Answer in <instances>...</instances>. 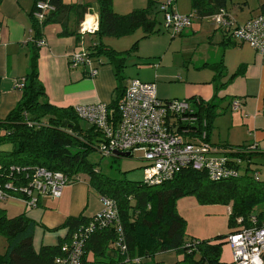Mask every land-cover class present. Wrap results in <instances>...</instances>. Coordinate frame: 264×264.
Returning a JSON list of instances; mask_svg holds the SVG:
<instances>
[{"label": "trees", "instance_id": "trees-1", "mask_svg": "<svg viewBox=\"0 0 264 264\" xmlns=\"http://www.w3.org/2000/svg\"><path fill=\"white\" fill-rule=\"evenodd\" d=\"M226 1L190 0L191 10L198 18L211 17L225 9ZM39 2L48 3L54 8L41 23L33 17ZM162 4L158 0H147L145 8L120 15L113 10V0H96L98 26L93 34L99 40L102 37H126L138 29L142 31V38L157 34L160 29L156 25L161 24L164 18L160 10ZM88 10L87 5H64L61 0H34L30 13L33 35L29 44L33 52L29 71L22 80L19 102L5 119H0V145L7 142L12 144L10 151L0 150L1 184L27 187L37 167L60 171L71 177L88 175L89 184L95 192L116 203L118 221L104 226L98 224L89 233L83 244L81 264H130L134 258H139L141 264H158L148 260L159 252L169 251L181 256L173 264H223L220 262L221 248L230 233L251 227L252 216L256 218L257 226L264 224V183L255 178L257 172L251 167L254 158L264 157V154H257L258 148H252V145L225 146V150H229L227 156L243 163L237 177L223 181H211L204 171L190 167L161 185L144 184L142 180L111 179L95 171L87 155L97 151L101 134L88 124V129L80 128L81 120L75 115L74 107H59L47 100L37 74L35 51L36 41L42 37L45 26L61 20L64 14L71 11L76 24H81ZM158 14L163 15L162 21L158 20ZM68 32L75 35L77 40L82 35L80 27ZM225 38L227 41L231 39L227 34ZM138 42L135 41L125 52H116L99 43L89 54L106 57L114 66L115 77L121 84L120 72L126 66L127 57L137 51ZM223 46H227L225 40ZM213 67L219 75L222 74L221 64ZM122 92V86H118L116 99L108 105L114 115ZM215 98L210 102L194 97L186 100L190 105L186 116L191 117L192 121L180 123L173 120L168 130L183 135L186 140L202 137L209 142L212 121L219 108ZM9 195L26 200L22 194L9 192ZM186 195H194L200 203H230V232L223 238L187 241L185 220L175 209L176 200ZM257 206H263L262 210L254 211ZM94 216L69 218L63 225L68 231L64 240L55 246H42L35 251L32 243L35 223L24 214L8 218L5 211L0 209V235L7 240L6 250L0 254V264H54L55 259L62 255V244ZM119 236L123 240V250L116 245ZM89 255L92 260L88 259Z\"/></svg>", "mask_w": 264, "mask_h": 264}, {"label": "crops", "instance_id": "crops-1", "mask_svg": "<svg viewBox=\"0 0 264 264\" xmlns=\"http://www.w3.org/2000/svg\"><path fill=\"white\" fill-rule=\"evenodd\" d=\"M61 1L64 5H87L89 10L80 22L82 26L76 24L74 13L71 11L69 14H64L61 20L48 24L42 30L45 46L36 47L35 49L36 67L38 78L45 89L48 101L59 107H75L97 103L111 104L117 97V87L122 86L123 89L130 80L125 77L124 71L128 59L131 58L134 66H152L150 72L138 69L141 78L136 79L155 84L157 97L161 100L186 101L194 97L204 102H210L216 97L214 101L218 102L220 108L225 111L232 110L230 108L231 102L237 100L240 103L239 108L235 111L232 110L234 115L231 118V123L239 124L242 130L243 141L241 145H252V148H258L257 154H264V57L256 53L250 45L232 38L227 41L225 38L226 33L215 23L213 25L205 19L206 17L198 18L193 14L191 23L180 34L181 40L178 42H174L176 40L168 41L164 53L158 51L149 54L146 58L139 55L137 49L134 54L128 56L126 66L120 72L121 84L118 83L115 77L114 66L104 56H91L92 60L95 61L94 66L98 69V74L94 78H90L86 74L87 68H71L69 65L68 57L73 52L80 51L82 35L77 40L75 35L68 31L78 30L79 27L89 24L93 25L96 30L98 10L96 9L93 12L90 0ZM33 3L34 0H0L1 120L5 119L19 102L21 90L16 89L15 85L17 82L22 81L29 71L33 52V47L29 44L33 35L30 16ZM263 5L264 0H227L224 10L235 26L242 25L250 18L263 14ZM113 8L116 10L115 2H113ZM191 13L190 4L187 15ZM224 40L227 44L225 47L223 46ZM173 43H180V49L183 48L185 53L182 54L183 56L189 53L188 61L191 64V69L187 66L177 68L178 75L176 76L169 74L163 64L165 52L169 50ZM102 44L105 45L104 42ZM96 45L91 46L89 52ZM105 46L116 52H125L132 45L128 50L122 51L108 44ZM154 59L159 61L157 62ZM184 63L187 64L186 59ZM217 64H221V75L213 67ZM183 69H185L184 72ZM217 75L219 76L217 77ZM172 83L183 84L182 91L171 92L168 84ZM235 143L240 142L231 140L229 135L228 140L225 141V146H241ZM228 151L225 150V153H228ZM125 159L127 158H120L118 162L121 173L124 179L135 181L133 180L135 178L133 177L135 176L133 171L136 169L141 170L140 158L137 159L140 165L132 164ZM92 193L101 203L100 195L90 186L89 180L79 178L78 181L63 188L60 198L55 200L39 199L36 208H30L20 199L8 197L3 201L9 198L19 201L14 200L7 204H0V209L5 211L8 218L24 214L35 223L36 229H34L32 243L33 249L38 251L42 246H55L66 238L68 231L63 225L69 218L81 216L91 218L99 213L96 212V207L90 201V194ZM229 232L228 229L226 234ZM88 259L92 260L91 255L88 256ZM180 259V255H177L174 251H169L159 252L148 261L158 264H173ZM220 262L232 264V262L223 260L221 254Z\"/></svg>", "mask_w": 264, "mask_h": 264}, {"label": "built area", "instance_id": "built-area-1", "mask_svg": "<svg viewBox=\"0 0 264 264\" xmlns=\"http://www.w3.org/2000/svg\"><path fill=\"white\" fill-rule=\"evenodd\" d=\"M175 0H169L160 5L164 14L163 26L172 36L180 35L193 18V13L181 15L174 9ZM37 11L33 17L41 23L46 14L54 10L45 2L36 5ZM215 24L228 36L241 43H247L260 56L264 57V14L250 18L242 25H233L226 11L222 9L211 16ZM82 26V24H81ZM93 25L80 28V33H93ZM45 46L41 37L36 41V47ZM71 68H87V76L94 78L98 69L94 66L91 55L87 50L73 52L69 57ZM16 89L23 88V82L15 85ZM239 102L233 100L231 109L238 110ZM190 105L186 101L161 100L157 97L153 83L139 79L128 80L119 98L116 115L104 103L78 105L74 113L79 120L86 122L101 134L97 151L103 157H115V153L140 152L142 181L148 185H161L172 180L185 168L204 171L211 181H223L235 178L240 173L241 160L230 158L225 151L203 140L202 137L186 140L183 135L168 130L173 118L185 123L192 121L186 116ZM257 178V173L254 174ZM79 180L78 176H69L60 171H51L37 167L31 183L24 188L13 187L8 183L1 184L0 199L10 197L9 192L22 194L24 202L35 207L42 195L54 199L60 198L65 186ZM35 194L37 197L35 198ZM103 210L97 213L86 225L79 227L61 246L62 255L57 257L54 264H81L83 244L96 225L104 226L118 221L116 203L107 197L100 196ZM252 226L241 228L226 237L232 253V264H264V224L257 226L256 218H251ZM120 232V227H117ZM117 247L124 249L122 237L116 241ZM130 264H141L139 258H134Z\"/></svg>", "mask_w": 264, "mask_h": 264}, {"label": "rangeland", "instance_id": "rangeland-1", "mask_svg": "<svg viewBox=\"0 0 264 264\" xmlns=\"http://www.w3.org/2000/svg\"><path fill=\"white\" fill-rule=\"evenodd\" d=\"M169 0H160L161 3H167ZM92 2L91 9L93 12L97 9L96 0H90ZM116 10L113 8L114 12L120 15H124L132 12L136 9L145 8L147 5V0H114ZM174 9L181 15H187L190 9V0H176L174 2ZM189 15V14H188ZM162 14H158V20L162 19ZM211 24L214 25L213 17H206ZM204 19V21H206ZM216 25V24H215ZM157 28H160L159 33L151 35L146 38H142L141 29L136 30L133 34L126 36L121 39L102 37L99 40L93 33H83L81 38V49L90 50L91 46L104 42L105 45H111L113 48H118L117 50H128L130 46L139 39L137 49L139 50V55L146 57L149 54L156 53L161 51L164 53L165 49L168 46V41L178 42L181 40L180 35L172 36L169 32H166L163 24H157ZM180 43H173L169 50L165 52V57L163 60L165 70H168L169 74L178 75L176 69L177 68H187L191 69V64L188 61L189 53L186 56H183L184 50L180 49ZM89 52V51H88ZM186 59L187 64L184 63ZM146 60V59H145ZM157 62L159 60L154 59ZM95 61H93L94 63ZM97 62V61H96ZM142 62V61H140ZM144 62V61H143ZM99 63V62H98ZM131 58L128 59L127 67L124 71L125 77L127 79H136L141 78L138 69L150 72L152 66L149 65H141L134 66ZM185 66V67H184ZM183 72L185 69L182 70ZM138 72V73H137ZM171 92H181L183 89V84L172 83L168 84ZM217 109V116L212 121V128L209 134V142L211 144H215L219 148H221L222 152L225 151V141L228 140L229 135L230 139L234 140L235 144H242L243 134L240 129L239 124H232L231 118L234 115V112L230 109L224 110L222 108ZM231 108V107H230ZM173 118L171 119V123L173 122ZM80 128L88 129L89 126L86 122L80 121ZM12 148V144L7 142L5 144L0 145L1 151H10ZM142 155L140 152H134L128 160L132 164H139L137 161ZM87 160L90 164L93 165L94 170L100 172L102 175L107 176L111 179H123L124 176L121 173V167L118 162L120 159L115 157H103L99 152L92 151L87 155ZM122 160V159H121ZM251 167L254 171L257 172V176L260 182L264 183V157L254 158L253 164ZM244 169V168H243ZM243 171V170H242ZM135 177L133 180L140 182L142 180V171L140 169H136L133 171ZM81 180H89V176L86 174L80 175ZM91 195V203L96 207V212H101L103 210L102 204L99 202V199L92 193ZM37 194H35V198ZM50 199L55 200L53 197L49 195H42L40 199ZM19 201L13 198L6 199V201L0 199V204H7L12 201ZM23 203V202H22ZM24 204V203H23ZM38 205V204H37ZM37 205L34 207L36 208ZM230 203H200L198 199L194 195H186L182 198H179L175 202V209L180 217L185 220V239L187 241H196L198 238L207 239H215V237H222L226 235L228 231V218L230 212ZM29 208V207H28ZM32 208V207H30ZM263 206L255 207L254 211H261ZM15 212V211H12ZM16 214V213H12ZM36 229V228H35ZM218 238V239H222ZM36 238V242H37ZM7 244L6 237L4 235H0V253L5 250V246ZM221 256L223 260L228 262H232V253L230 246L224 244Z\"/></svg>", "mask_w": 264, "mask_h": 264}, {"label": "water", "instance_id": "water-1", "mask_svg": "<svg viewBox=\"0 0 264 264\" xmlns=\"http://www.w3.org/2000/svg\"><path fill=\"white\" fill-rule=\"evenodd\" d=\"M65 127V124L63 125ZM115 156L118 158H129L130 154L129 153H115Z\"/></svg>", "mask_w": 264, "mask_h": 264}]
</instances>
